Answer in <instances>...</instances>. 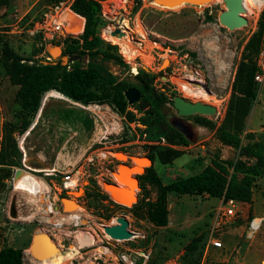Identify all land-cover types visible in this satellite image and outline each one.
Returning <instances> with one entry per match:
<instances>
[{"label":"rangeland","instance_id":"obj_1","mask_svg":"<svg viewBox=\"0 0 264 264\" xmlns=\"http://www.w3.org/2000/svg\"><path fill=\"white\" fill-rule=\"evenodd\" d=\"M125 1L112 0L101 5L98 34L117 45L124 62L108 63L107 68L118 79L131 82L139 68L151 72L154 86L168 98L165 111L169 121L182 129L188 139L186 146L170 145L181 151L172 162L154 159L152 165L161 182L166 184L198 173L204 164L221 154L224 159L236 158V150H223L215 128L198 125L195 116L211 119L216 126L220 123L243 48L264 17L261 8L264 0L261 4L256 0L253 11L243 14L248 23L234 30L218 20V14L225 9L224 0L174 9L158 6L153 0ZM52 12L53 5L45 0H8L0 7V52L7 44L17 54L41 63L71 61L61 55V44L50 42L41 31H36ZM65 13L68 34H80L84 19L79 28L75 15ZM112 27L120 31L111 33ZM42 46L43 51L37 52ZM51 46L59 48L58 54L52 55ZM130 50L134 51L133 58L128 53ZM165 59H168L166 63ZM263 84L264 78L258 82V90ZM16 90L0 65V144L5 128L20 123ZM175 95L213 105L217 111L212 115H178L172 102ZM13 134L21 156L16 165L0 164V247L23 248L25 264H181L184 245L200 233L204 234L200 264H264V175L256 180L252 202L238 203L240 214L231 223L212 230L216 210L222 202L218 198L206 193L169 192L168 224L157 227L137 217L131 209L138 200H155L156 187L151 184L134 189L136 197L132 205L115 202L109 195L103 200L84 196L90 184L107 193L105 182L115 181L113 172L121 161L130 163V156H147L150 142L141 124L128 122L106 103L85 105L45 93L30 126L22 133L16 127ZM161 143L166 144L164 140ZM116 154L124 158L119 159ZM32 160L41 161L43 168L28 165L27 161ZM82 163L86 164L87 174L83 182L59 193L56 187L63 172ZM143 167L139 173H143ZM6 169L10 175L3 177ZM25 173L35 177L36 184L41 186L40 193H30L27 187L31 179L23 176ZM45 192L51 202L55 200L59 212H45L48 199ZM61 204L65 206L62 209ZM12 205L14 216L10 213ZM74 214L80 215L77 224L72 221ZM119 216L128 219L133 237L117 240L105 233L103 226L115 224ZM253 218L255 224L260 221L254 231L250 229ZM41 231L61 247L62 253L50 260L46 259L52 252L41 256L29 253L33 234ZM211 235L222 241V247L205 252L206 240ZM27 254L32 258L28 259Z\"/></svg>","mask_w":264,"mask_h":264},{"label":"trees","instance_id":"obj_2","mask_svg":"<svg viewBox=\"0 0 264 264\" xmlns=\"http://www.w3.org/2000/svg\"><path fill=\"white\" fill-rule=\"evenodd\" d=\"M59 1L62 0H45L49 5H55ZM99 1L72 0L70 3L73 14L82 21L84 19L83 31L78 35L69 34L56 41V44L62 45V56H76L73 61L62 63V60H47L41 63L29 56L17 54L7 44L2 47L0 65L10 84L17 87L15 101L19 105L17 115L20 123L18 126L5 128L0 144V164L13 166L19 162L21 153L13 134L14 129L18 127L22 133L30 126L44 94L51 91L85 105L106 103L128 122L141 124L150 142L146 155L152 161L157 157L161 163H170L181 154L180 150L170 145H188L185 134L169 121L165 111L168 98L154 86V75L151 72L139 68L133 76L134 82L118 79L109 72L108 63L124 62L117 45L98 34L101 22ZM7 2L8 0H0V7ZM263 26L262 18L257 30L250 35L243 48L220 123L216 126L211 119L195 116L198 125L215 128L220 144L236 150L237 157H213L198 173L166 184L161 182L153 165L147 167L144 173L137 175L139 185L143 187L151 184L156 187V198L134 203L131 209L137 217L145 218L157 227L166 226L169 192L178 195L206 193L210 197L231 198L242 204L251 203L256 180L264 175V133L256 135L246 131L245 124L258 95L256 58L260 51ZM43 49L42 46L36 51L42 52ZM128 53L131 58L134 57L133 50ZM83 61L85 64H82ZM130 87H136L140 91V98L133 104H128L124 96V91ZM163 140L166 144L161 143ZM9 175V169H6L2 176ZM84 196L87 199L108 198V194L102 192L96 184H90ZM203 241L204 234L200 233L184 245L180 256L181 264H200ZM0 264H25L23 248L10 245L0 247Z\"/></svg>","mask_w":264,"mask_h":264},{"label":"water","instance_id":"obj_3","mask_svg":"<svg viewBox=\"0 0 264 264\" xmlns=\"http://www.w3.org/2000/svg\"><path fill=\"white\" fill-rule=\"evenodd\" d=\"M158 6L165 8H172L176 6H183L186 4L190 5H206L212 2V0H153ZM225 9L222 10L218 14V20L221 24L227 27L229 30H234L240 28L248 23V19L243 15L246 12V9L242 5L240 0H225L224 2ZM78 15V14H77ZM80 16V15H79ZM82 17V16H81ZM119 28L115 27L113 32H119ZM62 53V50H61ZM76 56H72L69 60H75ZM166 60H164L165 63ZM124 96L128 102V104H133L138 101L140 98V91L136 87H130L124 91ZM173 106L177 110L178 115H212L215 114L217 108L213 105L203 103L202 101L192 102L181 95H175L172 98ZM175 126V125H174ZM181 132L178 126H175ZM184 133V132H183ZM186 136V135H185ZM131 162L121 161L117 166L116 170L113 172V175L118 174V169L121 168H129L132 169L136 167L134 164L135 159H145L148 162L147 166L143 167V173L145 169L153 164V161L148 156H130ZM28 165L36 166L39 168H43L44 164L38 160L27 161ZM142 169V168H141ZM142 174L139 172H135L132 174V178L136 181V187H139V180L137 175ZM122 185V180L119 178H115V181H106L105 186L108 189L107 193L109 197L115 201V188H118ZM134 197H136L134 195ZM71 203L76 204L74 200L69 199ZM118 202V201H117ZM132 205V204H131ZM63 207L64 204H63ZM11 215L14 216V206H11L10 209ZM129 222L125 216H119L116 218L115 224L105 225L103 229L106 234H108L111 238L117 240H124L133 237V232L128 228ZM43 246V250H40V246ZM56 245L50 236L45 232H37L33 234L31 243L29 245V250L31 254L36 256H41L43 254H48V252H52V250L56 249ZM49 255H47L48 258ZM38 259V257H36Z\"/></svg>","mask_w":264,"mask_h":264},{"label":"built area","instance_id":"obj_4","mask_svg":"<svg viewBox=\"0 0 264 264\" xmlns=\"http://www.w3.org/2000/svg\"><path fill=\"white\" fill-rule=\"evenodd\" d=\"M72 0H62L59 1L57 4L53 5V12L45 19V21L40 25L38 30L36 31H41L46 39H48L50 42L51 41H58L62 40L65 38L68 34L65 30V20L62 17V14L65 10H70V3ZM112 0H100V4L104 5L105 3H110ZM122 3L127 2L125 0H119ZM263 8V13H264V2L262 4ZM263 23H264V17H263ZM264 27V26H263ZM52 45V43H49ZM257 72L255 75V80L257 82H262L264 78V28H263V35H262V41L260 45V51L257 56ZM87 176L86 174V164L82 163L77 166H73L70 168L68 171L63 172L62 177L60 182L57 184V190L59 193L63 191H67L70 189L75 188L79 183L83 182L84 177ZM41 186L38 185V192H40ZM46 196V195H45ZM47 202L45 206V212L48 214H53L56 212H59L58 206H56L55 200L50 201V196L47 193ZM55 199L58 200L59 198L55 196ZM225 200V201H224ZM238 201L234 199H222L221 205L217 208L216 210V215L213 219L212 222V230L216 229L219 227L221 224H227L231 223V221L235 220L238 218L240 214V210L237 208L238 207ZM63 205H60V209H62ZM255 219L253 218L250 221V229L255 230L259 227L260 221L255 224ZM80 220V215L74 214L72 216V221L74 224H77L78 221ZM57 224H60L59 222ZM55 224V225H57ZM221 248L222 247V241L215 237V236H210L205 243V252L209 248ZM30 253V251H29Z\"/></svg>","mask_w":264,"mask_h":264},{"label":"bare ground","instance_id":"obj_5","mask_svg":"<svg viewBox=\"0 0 264 264\" xmlns=\"http://www.w3.org/2000/svg\"><path fill=\"white\" fill-rule=\"evenodd\" d=\"M240 1H241L242 5L244 6V8L246 9V12L245 13H251L253 11L252 6L256 4V0H240ZM258 1H259V4H261V0H258ZM178 7L179 6H176V7L170 8V9H174V8H178ZM65 12H69V13H72V14H73V12L70 11V10H65L63 12V14H62V17L65 20V24H66L65 25V30L67 32L68 19L66 17V13ZM75 21H77V27L80 28L81 25H82V20L80 19V17L78 18V17L75 16ZM113 30H115V27H112L111 33L113 32ZM76 33H78V32H76ZM113 33H115V32H113ZM49 49H50V52L52 53V55H56L59 52V48L54 47V46H51ZM165 60H166L165 61V63H166L168 61V59H165ZM47 94L52 95V96H57V97H63L64 98L63 95H58V94L57 95H54L52 93H47ZM116 156L119 159L124 158V156L122 154H116ZM134 164L136 165V167H134L132 169L125 168V167L124 168H121L120 167L118 169V174L117 175L116 174L114 175L115 178H119L120 180H122V185L120 187L114 189L115 190L116 200L118 202H124V203H126L128 205H131L133 203V201H134V193H133V191L136 188V186H135V182L136 181L132 178V174L135 173V172H138L139 169L142 168V166L148 165V162L145 159H135L134 160ZM130 174H131V178H130ZM23 176H25V177L28 176L31 179V185H30V187H27V189L30 191V193L37 194V192H38L37 185L38 184H36L37 181H36L35 177H32V175H27V174L26 175H23ZM130 179H132V180H130ZM104 188L108 191V189L106 188V186H104ZM80 192L81 191L79 190V192H77L75 194H79ZM40 198L43 199V195L42 196L40 195ZM79 208L80 207H78V209ZM53 242L55 243V245H56L57 248L54 249V250H52V253L48 256V258L46 260H50V258H52L53 256L62 253L61 247L54 240H53ZM100 250H102V249H100Z\"/></svg>","mask_w":264,"mask_h":264},{"label":"crops","instance_id":"obj_6","mask_svg":"<svg viewBox=\"0 0 264 264\" xmlns=\"http://www.w3.org/2000/svg\"><path fill=\"white\" fill-rule=\"evenodd\" d=\"M245 128L246 131H250L254 133H261V132L264 133V84L261 86V89L258 90L257 98L254 104L252 105V108L247 116ZM222 146H223V150L226 152L228 151V149H233L232 147L227 145H222ZM220 157L223 158L224 154H221ZM206 165L207 163L204 164L199 171H201ZM218 199L221 202L223 198H218ZM252 200H253V196H252ZM243 204H247V203H243ZM26 257L28 259L32 258L31 256L29 257L28 254Z\"/></svg>","mask_w":264,"mask_h":264}]
</instances>
